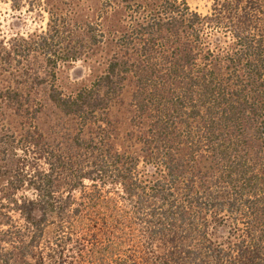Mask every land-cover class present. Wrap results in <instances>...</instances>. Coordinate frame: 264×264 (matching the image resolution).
Returning <instances> with one entry per match:
<instances>
[{
	"label": "trees",
	"instance_id": "obj_1",
	"mask_svg": "<svg viewBox=\"0 0 264 264\" xmlns=\"http://www.w3.org/2000/svg\"><path fill=\"white\" fill-rule=\"evenodd\" d=\"M0 1L47 15L22 61L113 49L89 86L52 90L75 136L62 124L0 137V264H264V0H211L207 14L189 0H101L126 14L114 29L76 22L75 0ZM2 53L11 65L0 41ZM128 82L122 137L111 115Z\"/></svg>",
	"mask_w": 264,
	"mask_h": 264
},
{
	"label": "rangeland",
	"instance_id": "obj_2",
	"mask_svg": "<svg viewBox=\"0 0 264 264\" xmlns=\"http://www.w3.org/2000/svg\"><path fill=\"white\" fill-rule=\"evenodd\" d=\"M51 3L47 0L46 3ZM211 0H189L193 10L202 14L210 11ZM73 17L79 23H101L104 29H114L122 25L126 14L124 11L116 15H106L101 0H75L71 5ZM67 11V5L61 6ZM48 18L45 13L33 14L27 5L21 10H14L10 2L0 1V41L11 53V65H3V53L0 54V137L8 132L22 134L31 127L38 126L41 130L54 133L57 126L68 124L66 135L73 137L77 133V126L70 119H63L55 107L49 102L53 88L65 95L76 93L83 87L89 86L104 71V64L112 53V46L93 49L89 60L68 61L61 60L63 52H57L49 63L47 57L41 53L30 51L28 60L22 61L26 46L23 41H31L35 36L46 30ZM23 55V56H22ZM100 63V64H99ZM102 63V64H101ZM57 64V65H56ZM12 87L19 92L20 99L28 105L31 112L19 114L15 108L3 101L1 94L4 89ZM135 88L131 82L126 83L122 97L113 108L112 118L117 123L119 134L132 130L131 119L134 112L132 97ZM26 110V108H25ZM40 110L37 117L34 112ZM24 110H22L23 112ZM67 126V125H66ZM59 137L66 145H72L67 136ZM15 222H20L18 215H13Z\"/></svg>",
	"mask_w": 264,
	"mask_h": 264
}]
</instances>
